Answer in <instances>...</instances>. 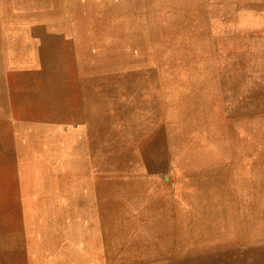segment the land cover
I'll use <instances>...</instances> for the list:
<instances>
[{
    "label": "rangeland",
    "instance_id": "obj_1",
    "mask_svg": "<svg viewBox=\"0 0 264 264\" xmlns=\"http://www.w3.org/2000/svg\"><path fill=\"white\" fill-rule=\"evenodd\" d=\"M71 12L0 0V264H264V0Z\"/></svg>",
    "mask_w": 264,
    "mask_h": 264
},
{
    "label": "crops",
    "instance_id": "obj_2",
    "mask_svg": "<svg viewBox=\"0 0 264 264\" xmlns=\"http://www.w3.org/2000/svg\"><path fill=\"white\" fill-rule=\"evenodd\" d=\"M87 1V0H86ZM85 0H52V14L55 11V16L58 18H63L64 24H60L61 20L56 23V25H52V42H61V43H73L77 40L76 34L82 33L80 29L73 28L68 23L69 18L73 16H77V14H72L71 11H79L82 10L83 6L86 3ZM68 19V20H66ZM79 38V37H78ZM80 39V38H79ZM53 49H65L72 50L73 47H54ZM53 58H57V53L54 52ZM70 56V55H69Z\"/></svg>",
    "mask_w": 264,
    "mask_h": 264
}]
</instances>
